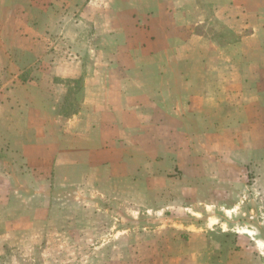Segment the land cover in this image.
Listing matches in <instances>:
<instances>
[{
	"label": "crops",
	"instance_id": "0c3cea01",
	"mask_svg": "<svg viewBox=\"0 0 264 264\" xmlns=\"http://www.w3.org/2000/svg\"><path fill=\"white\" fill-rule=\"evenodd\" d=\"M117 166L160 176L166 210L189 214L178 238L155 228L156 264H199L184 241L210 227L259 238L229 225L247 179L264 190V0H0V233L23 230L1 249H33L38 223L17 215L50 206L63 168L102 188Z\"/></svg>",
	"mask_w": 264,
	"mask_h": 264
},
{
	"label": "rangeland",
	"instance_id": "374dc122",
	"mask_svg": "<svg viewBox=\"0 0 264 264\" xmlns=\"http://www.w3.org/2000/svg\"><path fill=\"white\" fill-rule=\"evenodd\" d=\"M87 169L65 167L55 178L47 180V186L52 187L46 197L50 206L40 209L38 215L31 208L21 217L13 213L19 219L25 221L29 216V220L35 219L38 223L29 225V238L35 246H26V249H38L16 251L25 247L5 244L8 247H0L3 251L0 264H156L160 241L151 238L155 228L169 222L178 224L172 228L174 238L186 231L179 226L181 221H188L189 214L166 210L167 204L176 203L172 195L177 199V191L174 194L167 190L153 191L156 185L165 182L160 176L136 174L127 179L117 174L121 171L118 166L111 167L113 175L99 188L98 169L85 176ZM247 181L250 190L238 194L239 206L234 212L237 221L229 226L236 231L253 230L259 238L238 239L232 232L223 233L219 227H210L202 238L184 239L187 248L199 251V264H229V253L241 248H251L241 258L245 264H264V190L257 177L251 176ZM117 186L120 192L114 190ZM71 187L80 190L70 194ZM151 199L156 203H150ZM197 210L203 212L200 208ZM2 229L0 225V232ZM41 229L45 230L43 241L38 236ZM21 231L0 233V246L4 241L11 243L15 234L19 235L13 242L19 238L22 244Z\"/></svg>",
	"mask_w": 264,
	"mask_h": 264
}]
</instances>
